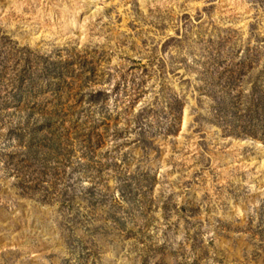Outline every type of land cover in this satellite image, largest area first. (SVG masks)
<instances>
[{
	"label": "rangeland",
	"instance_id": "obj_1",
	"mask_svg": "<svg viewBox=\"0 0 264 264\" xmlns=\"http://www.w3.org/2000/svg\"><path fill=\"white\" fill-rule=\"evenodd\" d=\"M0 264H264V0H0Z\"/></svg>",
	"mask_w": 264,
	"mask_h": 264
}]
</instances>
